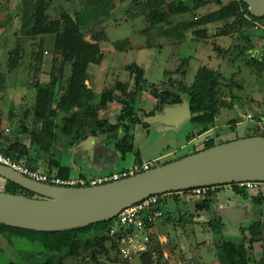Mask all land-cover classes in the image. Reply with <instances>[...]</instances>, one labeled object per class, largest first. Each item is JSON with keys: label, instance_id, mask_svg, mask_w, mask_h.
<instances>
[{"label": "rangeland", "instance_id": "rangeland-1", "mask_svg": "<svg viewBox=\"0 0 264 264\" xmlns=\"http://www.w3.org/2000/svg\"><path fill=\"white\" fill-rule=\"evenodd\" d=\"M47 1L50 2V18H58L64 11L74 16L77 10V6L68 0ZM146 1L116 0L110 19L103 22L102 17L97 20L92 16L83 28L87 37L97 34L107 38L100 45L103 53L101 64H92L89 68L88 76L95 93L99 95L103 90L113 88L117 81L130 82V72L126 69L130 64L142 66L148 83L158 84L164 80L166 71H174L182 59L189 58L190 65L185 77L188 83L194 81L199 67L207 65L219 73L221 95L234 100V107L225 109L218 118L219 123L215 130L218 129L220 137L217 141L232 140L236 135L243 136L248 128L256 127L257 118L264 116V66L256 61L234 60L232 54V57H221L214 47L219 45L233 50V46L239 43L235 39L237 34L250 35L252 47L247 56L261 58L264 56V27L260 24L246 25L235 32L226 26L231 20L218 22L207 26L208 35L211 37L205 39L197 35L198 27H184L182 24H191L216 10L220 7L217 3L202 5L189 13L175 16L173 23L150 26L144 15ZM229 1L223 0V3ZM34 5L35 0H26V4L25 0H0V74L3 76L1 86L4 87L1 102L34 104L37 97L36 85L47 82L53 65H57L56 70L62 65V55L54 50L53 34L46 36L44 43L40 44L39 37L27 38L21 32L22 25L27 20L25 14H32ZM225 31L230 34L224 35ZM215 34L220 35L212 36ZM17 47L20 62L18 67L12 69L9 62L12 61L14 53L11 54L10 51ZM38 49L43 50L41 62L32 57L33 52ZM63 70L69 72L68 67L64 66ZM175 78L181 79L178 75ZM140 102L146 111L155 109L157 105L156 99L148 91L142 94ZM183 105L186 102L180 106ZM175 107L177 106L173 108ZM5 108L7 109V105ZM12 110L16 117L8 121L7 125L12 132H16L22 118V108L16 105ZM3 112L1 106V117ZM159 114H142L143 122H148L150 126L146 128L139 125L136 128L135 148L143 160L150 161L154 155H163L160 159L162 163L174 161L192 154L194 150L202 149L204 139H188L198 129L190 121L185 109H175L171 115L164 114L163 119L157 118ZM249 114L254 120L247 119ZM4 183L5 180L0 178V185ZM241 199L231 188L221 189L212 196L210 209L200 210L196 204L202 201L201 197H188L186 201L178 202L173 198H166L163 209L170 213L175 223L166 221L160 228L158 238H154V243L160 241L162 247V251L157 254L160 262L158 264H213V259H217V248L214 244L216 236L209 221L219 216L223 222L224 237L240 243L243 226H248L250 221L258 218L264 223V199L260 204ZM232 208L239 211V222L228 218L227 212ZM179 217H185L188 221L180 225ZM256 245L251 253L250 264H254V260L261 256L262 246ZM41 250L39 244L30 243L26 239H15L10 244L0 235V264H38L43 261V257H29ZM165 252L169 256L168 260L165 259ZM135 263L140 264V261L137 259ZM64 264H121V260L114 251L110 255L98 254L96 259L93 258L92 251H89L79 257L68 258Z\"/></svg>", "mask_w": 264, "mask_h": 264}, {"label": "trees", "instance_id": "trees-1", "mask_svg": "<svg viewBox=\"0 0 264 264\" xmlns=\"http://www.w3.org/2000/svg\"><path fill=\"white\" fill-rule=\"evenodd\" d=\"M68 1L77 6L74 16L64 11L60 17L50 18L48 13L50 2L35 0L34 11L30 15L25 14L27 20L21 28V32L25 37L34 39L39 37L40 44L44 43L46 36L53 34L55 37V53H59L63 57L62 65L57 70V65H53L47 82L36 85L37 97L33 126L28 127L25 123L20 124L21 133L29 134L32 144L38 145L40 150L49 153L59 137V132L68 137L73 143L85 137L82 132L88 127L93 134L97 132L121 133V136L117 138L116 147L122 152H135L136 162H142L139 151L135 148L134 130L137 125L146 128L150 126L148 122H143V115H139L141 96L145 91H148L157 101L155 109L148 113L143 112L146 116H154L167 107L179 106L186 102L190 111V121L198 129L196 134L191 133L188 139H204L202 149L194 150L193 153L230 141L227 139L217 141L220 132L215 128L219 123L218 118L222 115V112L225 109L234 107V100L221 95L222 83L219 73L216 69L207 65L199 67L194 81L188 83L185 77L190 65L189 58L182 59L174 71H166L164 80L158 84L148 83L145 69L142 66L136 63L130 64L126 67L130 72V82L117 81L113 88L105 89L99 95L96 94L87 83L89 68L92 64H101L103 53L100 45L107 38L104 35L97 34H91L87 37L83 28L92 16H95L97 20L98 17H102L103 22L110 19L116 0ZM213 2L220 7L201 16L191 24L184 25L182 24L184 22H181V24L184 27H198L197 35L205 39L210 36L208 35L207 26L218 22L231 20L226 26L235 32L246 25L260 24L264 27V17L252 15L249 12L248 5L243 0H230L225 4L223 0H147L144 6V15L150 26L173 23L175 16L184 15L202 5ZM165 7L167 10H165ZM223 34H230V32L225 31ZM218 35L220 34L212 36L217 37ZM235 39L239 43L233 46V50L230 47L224 49L219 45H215L214 48L220 53L221 57L226 58L233 55L234 60L256 61L259 65L264 66V56L261 58L247 56L252 47V37L250 35L239 33ZM10 53H14L12 61L9 62L10 68L14 69L19 66L20 62L19 48H15ZM41 55L43 56V50L38 49V51L33 52L32 57L37 62H41ZM55 61L56 58H54ZM64 66L69 68L68 73L64 72ZM175 75L180 76L181 79L175 78ZM2 80L3 76L0 74V106L4 89L1 86ZM109 103L121 104V110L115 124L99 117V111L106 108ZM257 120H264V116H259ZM36 127H40L39 130ZM3 129V119L0 115V139L4 136ZM260 135L264 136L256 125V127L248 128L243 136L236 135L234 139ZM0 152L14 160L23 161L31 167L26 159L29 149L22 141H16L6 148H0ZM168 162L171 161L162 163L160 160H156L153 168ZM48 164L59 168V171L56 172L57 175L69 177L61 173L60 163L55 162L52 156ZM226 185L231 186L235 192L250 197L252 189L242 188L238 183L215 186V189L209 190L205 196H199L202 201L196 204L197 209H210L212 196L216 194L217 187ZM0 190L28 197H39L38 194L9 180H5L4 185H0ZM181 193L189 196V198H194L190 196L189 190L159 196L158 208L165 212V222L172 221L175 223L171 219L170 213L163 209V203L167 195H171L178 202ZM251 198L258 204L264 199L261 193L251 196ZM179 219L180 225L188 221L185 217H179ZM115 220L55 232L36 231L0 224V235L10 244H13L15 239H26L30 243L39 244L42 250L37 254L32 253L29 257L30 259L43 257V261L38 264H64L68 258L79 257L89 251H92L94 259L97 258L98 254L110 255L112 251L118 256L115 243L108 235L109 228ZM222 225L223 222L220 216L209 221V226L216 236L214 244L221 264H250L252 260L251 253H253L256 244H261L262 252L260 258L254 260V264H264V223L260 218L250 221L248 226L241 229L243 238L240 243L226 239L223 235ZM159 243L149 245L148 251L140 256V264L160 263L157 254L162 251V247Z\"/></svg>", "mask_w": 264, "mask_h": 264}, {"label": "water", "instance_id": "water-1", "mask_svg": "<svg viewBox=\"0 0 264 264\" xmlns=\"http://www.w3.org/2000/svg\"><path fill=\"white\" fill-rule=\"evenodd\" d=\"M243 1L252 15L264 17V0ZM179 106L166 109L165 114L171 115L181 108L190 117L188 105ZM0 177L39 195L28 197L0 190V224L44 232L72 230L110 221L125 208L153 195L246 181L264 182V136L230 140L94 187L65 188L41 183L3 164Z\"/></svg>", "mask_w": 264, "mask_h": 264}, {"label": "crops", "instance_id": "crops-1", "mask_svg": "<svg viewBox=\"0 0 264 264\" xmlns=\"http://www.w3.org/2000/svg\"><path fill=\"white\" fill-rule=\"evenodd\" d=\"M88 85L93 89V85H91L90 78L88 76ZM157 103V102H156ZM35 104L28 105L26 102H1V106H3L4 115L3 125H4V136L0 139V148H6L11 143L16 141H22L23 144L27 146L29 149V154L27 155L28 164L41 171L55 173L59 171V168L56 166H50L49 159L52 156L55 162H59L61 165V173L64 176L71 177H79V176H99L110 174L115 171H119L122 169H126L131 167L134 163H136L137 156L135 152H122L116 147L117 138L121 136V133L118 132H97L93 134L91 129L88 127L83 130L84 138L77 140L71 143L68 137L63 136L60 132L58 133V138L54 142L51 152H45L40 150L38 145L32 144L29 134L21 133L19 127L16 132H12V130L7 125V122L16 117V113L13 112V106L19 105L22 108V118H20V124L25 123L28 127L33 126L34 119V107ZM141 104V103H140ZM7 105V109L5 106ZM0 106V110H1ZM172 108V107H167ZM140 113L141 116L143 112L146 111L140 105ZM165 110H163L159 115H164ZM121 110V104L119 103H109L106 108L101 109L99 111V117L107 119L109 123L115 124L118 118V115ZM152 111V110H151ZM60 119V116H59ZM139 126V125H137ZM134 133L136 132V128ZM38 130L40 127H36ZM198 131V130H197ZM136 137V134H135ZM137 140H135L136 143ZM139 157L141 161H148L147 159L143 160L140 152ZM163 155H154L153 159L150 162L160 160ZM231 188L234 193L240 196L244 201H253L251 196H255L258 193L263 195L264 186L259 190H252L250 193V197H245V195L241 193L235 192V190L231 186H223L217 187L216 193L221 189ZM189 196L181 193L179 196V200L186 201ZM167 198H173L171 195H167ZM174 199V198H173ZM175 200V199H174ZM176 201V200H175ZM250 202V203H251ZM249 206V205H248ZM228 218L233 222H239L240 216L239 211L237 209H231L227 212ZM165 224V219L163 220L161 227ZM246 227V226H243ZM254 246V250L256 249ZM165 259H169L168 254L165 252ZM163 255V257H164ZM217 257V253H216ZM167 264V263H166ZM175 264V263H172ZM203 264V263H202ZM213 264H221L217 259H213Z\"/></svg>", "mask_w": 264, "mask_h": 264}, {"label": "built area", "instance_id": "built-area-1", "mask_svg": "<svg viewBox=\"0 0 264 264\" xmlns=\"http://www.w3.org/2000/svg\"><path fill=\"white\" fill-rule=\"evenodd\" d=\"M247 119L254 120V117L249 114ZM256 125L259 131L264 134V120H256ZM154 162H136L129 168L99 176L63 177L55 173L33 169L27 163L14 160L0 152V164L35 181L65 188L94 187L119 181L152 169ZM238 184L242 188L252 190H259L264 186V182L254 181ZM214 189L215 186L197 187L189 190V194L192 197L205 196L209 190ZM159 196L153 195L131 205L114 218L116 220L109 228L108 235L115 243L121 264H136L135 260H140V256L148 251L149 245L154 244V238H158L165 216V212L158 208Z\"/></svg>", "mask_w": 264, "mask_h": 264}]
</instances>
